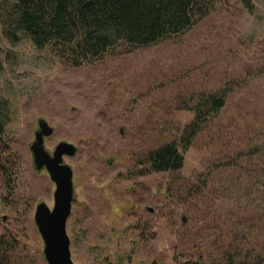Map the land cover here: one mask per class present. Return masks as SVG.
<instances>
[{"label":"rangeland","instance_id":"374dc122","mask_svg":"<svg viewBox=\"0 0 264 264\" xmlns=\"http://www.w3.org/2000/svg\"><path fill=\"white\" fill-rule=\"evenodd\" d=\"M6 1L0 0L6 120L0 164L7 171H0V237L11 246L8 264H47L34 211L40 201L52 207L55 186L32 165L28 145L38 117L54 129L44 140L49 152L61 140L77 148L63 156L73 171L66 222L73 264H183L192 258L188 240L206 243L201 230L198 239L187 237L189 228H211L215 213L222 221L254 213L253 203L239 210L229 195L198 196L194 204L177 194L179 183L195 182L202 170L209 152L201 140L184 151L182 179L148 172L142 160L178 137L193 116L184 107L194 92L230 83L229 110L259 112L264 119V0H210L206 13L180 33L148 46L120 43L79 66L54 45L38 48L23 33L7 35ZM257 195L259 216L264 199Z\"/></svg>","mask_w":264,"mask_h":264},{"label":"trees","instance_id":"16d2710c","mask_svg":"<svg viewBox=\"0 0 264 264\" xmlns=\"http://www.w3.org/2000/svg\"><path fill=\"white\" fill-rule=\"evenodd\" d=\"M6 4L3 24L7 35L23 33L38 48L54 45L61 57L79 66L120 43L148 46L180 33L195 16L206 13L210 0H7ZM227 85L192 93L184 107L192 112L191 120L177 138L151 148L142 160L148 172L170 171L178 177L174 180L182 179L178 172L184 164V151L201 140L209 152L202 170L195 182L179 183L177 194L186 201L193 199L194 204L198 196L229 195L234 206L244 211L253 203L254 213L248 219L236 213L233 219L222 221L221 214L215 213L208 227L213 233L199 226L189 228L187 237L196 240L201 230L206 243L188 240L192 258L183 264H264V213L258 216L255 212L257 194L260 201L264 199V119L259 112L230 111V83ZM5 123L0 99V155L6 148L2 140ZM0 171L6 176L1 164ZM204 245L214 247L213 251L200 252ZM10 249V243L0 237V264L9 263Z\"/></svg>","mask_w":264,"mask_h":264},{"label":"water","instance_id":"95a60500","mask_svg":"<svg viewBox=\"0 0 264 264\" xmlns=\"http://www.w3.org/2000/svg\"><path fill=\"white\" fill-rule=\"evenodd\" d=\"M36 124L33 139L28 145L32 165L36 172L45 170L55 188L51 208L43 201L36 204L34 223L43 242L42 253L47 264H73L70 239L66 232V222L74 201L73 171L69 164L63 162V156H73L77 148L61 140L49 152L44 146V140L54 129L43 117H38Z\"/></svg>","mask_w":264,"mask_h":264}]
</instances>
